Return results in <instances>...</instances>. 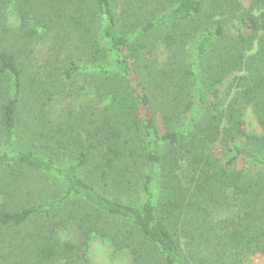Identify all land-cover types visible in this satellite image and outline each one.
Listing matches in <instances>:
<instances>
[{
	"label": "trees",
	"instance_id": "16d2710c",
	"mask_svg": "<svg viewBox=\"0 0 264 264\" xmlns=\"http://www.w3.org/2000/svg\"><path fill=\"white\" fill-rule=\"evenodd\" d=\"M95 243L264 259V0H0V264Z\"/></svg>",
	"mask_w": 264,
	"mask_h": 264
},
{
	"label": "rangeland",
	"instance_id": "374dc122",
	"mask_svg": "<svg viewBox=\"0 0 264 264\" xmlns=\"http://www.w3.org/2000/svg\"><path fill=\"white\" fill-rule=\"evenodd\" d=\"M117 6L115 12L118 14L120 10L119 3L116 1ZM230 78L225 79L224 83L220 87L221 91H224L225 86L229 83ZM245 127L248 131L255 128V120L250 113H247L244 117ZM109 250V249H108ZM87 257L92 264H116L115 255H111L110 251L107 252L104 246L99 243L93 244L90 250L87 252ZM112 257V258H111ZM244 264H264V259L259 255H253L244 261Z\"/></svg>",
	"mask_w": 264,
	"mask_h": 264
}]
</instances>
